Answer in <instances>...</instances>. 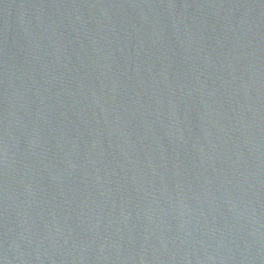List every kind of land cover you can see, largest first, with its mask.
I'll use <instances>...</instances> for the list:
<instances>
[{
    "label": "water",
    "instance_id": "1",
    "mask_svg": "<svg viewBox=\"0 0 264 264\" xmlns=\"http://www.w3.org/2000/svg\"><path fill=\"white\" fill-rule=\"evenodd\" d=\"M0 264H264V0H0Z\"/></svg>",
    "mask_w": 264,
    "mask_h": 264
}]
</instances>
